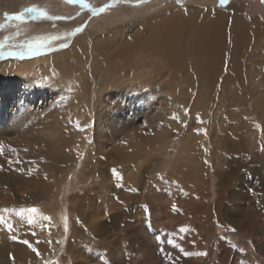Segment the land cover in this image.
<instances>
[{"label": "rangeland", "instance_id": "rangeland-1", "mask_svg": "<svg viewBox=\"0 0 264 264\" xmlns=\"http://www.w3.org/2000/svg\"><path fill=\"white\" fill-rule=\"evenodd\" d=\"M12 1L13 6L4 10L0 7V65L44 58L71 49L80 38L86 41L84 48L77 44L76 59H66L68 73L82 76V112L85 111L77 115L74 125L84 131V141L75 176L71 174L74 186L67 191L59 188L47 199L49 202L1 204L0 237L4 234L8 239L28 241L31 247L24 243L25 247L36 250L35 261L29 264H264V3L129 0L103 12H93V8H103L110 0ZM239 3L247 6L249 13L241 11ZM33 7L40 12L28 13L27 9ZM21 13L22 19H13ZM171 13H179L182 21H171V26L175 23L174 28H185V33L222 15L227 43L232 36L228 29L237 18H252L258 25L257 34L236 54L230 45L224 46L219 73L209 89L199 86L191 65L186 73L170 65L163 74L159 72L165 63L146 61V70L153 80L160 75L171 79L170 90L143 84L136 91L128 85L119 102L118 96L105 92L104 87L109 73L107 63L110 61L113 67L114 60V67H119L121 47L109 48L107 44L99 51L84 36L97 29L103 39L108 27L124 26L117 35L122 39L112 37V44L127 39L133 46L146 41L150 46L152 32L162 22L159 15ZM37 37L58 38L41 41L43 46L38 52L28 51L27 45L31 42L35 47ZM150 50L145 47L141 53ZM21 52L23 56L18 55ZM134 54L130 55L135 57ZM122 66L129 79L132 66ZM135 74L143 75L142 68ZM12 76L13 72L1 75V83H9ZM37 85L36 88L44 86ZM45 86L49 88L45 97L35 90L36 94L31 91L32 98L25 97L23 101L10 89L1 92L0 132L13 127L0 138H19V130L23 140L35 137L29 129L34 124L25 122L22 125L26 127L16 124V128L11 117L18 120L23 115L27 119L29 112L28 119L37 121L46 113V107H53L54 101L63 110L69 109V103L77 107L76 101H71L70 89L58 97L52 85ZM102 92L110 104L97 106ZM95 115L101 116L98 119ZM63 116V133L69 136V126H74L72 116ZM84 117L87 119L83 124ZM120 125V132H116ZM46 133L48 139L56 140L50 136L52 131ZM24 142V149L33 155L49 154L42 151L43 144ZM66 150L79 152L68 146ZM171 166L175 171L181 168L183 173L173 176ZM25 195L31 197L29 193ZM104 195L111 205L97 215L96 206ZM58 203L62 209L56 206ZM32 208L37 211H29ZM8 210H18L22 217H7L4 214ZM94 214L97 221L91 218ZM40 242H45L44 250L37 245ZM10 256L6 258L12 260Z\"/></svg>", "mask_w": 264, "mask_h": 264}, {"label": "bare ground", "instance_id": "bare-ground-1", "mask_svg": "<svg viewBox=\"0 0 264 264\" xmlns=\"http://www.w3.org/2000/svg\"><path fill=\"white\" fill-rule=\"evenodd\" d=\"M14 3L15 1L12 0H0V7H2L4 10V8L6 7L13 6ZM239 6L241 7L240 8L241 11L245 13H249V10L246 8L247 6L245 7V5L244 4L242 5L241 3H239ZM219 16H221V18L217 17L215 19L209 20L207 23L201 24L198 27L193 28L191 31H188V33H185L186 31L185 28L175 29L174 28L176 27L175 23L173 24L174 27L171 26L172 25L171 21L182 22L180 20L179 13H171L166 16L159 15L158 19L162 20V22L152 32L151 35L152 44L150 46H147L146 44L147 41L139 42L133 46L132 42L128 41L127 39L125 41L118 42V44L115 43L112 44L110 42V39L112 37L117 38V35H119L122 32L124 26H120V27L118 26L116 29H113L112 27H108L109 31H106L104 33L103 39L101 38V34L99 35L97 33V29L87 32L86 33L87 35L84 36L85 39L90 42L92 41L89 44H92V46L95 48L99 47L97 48L99 49V51H102L105 47H107V44H109V48H111L110 46L115 45L117 48L121 47V50L123 51L122 57H120L119 67L117 68L114 67L116 66L115 65L116 62L114 60H111L112 63L114 64L113 67L110 61L107 63V68L109 73L105 78L106 80L104 87V90H106L105 92H107L108 90L111 91L112 93L118 96L119 102H122L123 101L122 95L125 93L126 86L128 85L131 86L132 89L136 91L138 90V87L143 86V84L149 85L153 88L158 87V89L160 88V89L170 90L172 86L170 83L171 79L158 75L159 79H156L154 76L155 79L153 80V76H150V72L148 73L146 70V66H145L146 61H159V60L165 63V65L162 67V71L159 72V73L162 72L163 74H165L167 69H170L171 67H173L175 70L186 73L188 65H191L192 71H194V74L198 78L199 86L203 89H209L214 84L213 81L217 77V74L219 73V69L223 57L224 46L230 45L232 47V51H234V54H236L237 52L241 51L240 49L243 48L250 39H253L252 38L253 36L254 37L256 36L258 29V25H256V23L252 18L248 17L249 18L248 20L241 19V21L240 19L237 18V20L235 19L232 25L230 26V28L228 29L231 30L230 33H232V36L230 42L227 43L225 40V31H224L226 26V20L225 18H223L222 15ZM245 17L247 18V16ZM117 39L120 40L122 38L120 37ZM77 44L81 48H84L86 41L80 38L78 41H75L73 43V47L71 49L59 53L50 54L44 58H40V59L37 58L33 60H23V61L12 60V61L4 62L0 65L1 75L4 74L6 76L10 72L14 73V76H12V79L9 81V83H1L0 81V95H3L1 94V92H3L4 89L6 88L7 90L10 89V91L15 92L22 101L24 100L25 97L27 99L32 98L36 93H40L41 97H45L48 94V89H49L46 88L45 85L49 84L54 87L52 91L57 90L56 94H58V97H61V93H65L67 89H70L72 94L71 101L75 100L77 106V107L72 106L69 103L70 105L69 109L66 108L65 110H63V108H60V106L59 107L55 106L54 105L55 101H54L53 104L51 103L53 107L51 105L50 108L46 107L45 108L46 113H44V115H42L43 117L41 119H38L37 121H31V119H28V117H30L29 112H28L29 116L27 117V119L26 117L23 118V115L21 118H18V120H15L13 117L10 118L11 122L15 124L16 128H17L16 124H18V126H23L22 124L25 122L27 124H34L32 126H29L30 127L29 129L33 130L35 137H31V138L27 137V140H23L24 139L23 135L20 133L19 130L17 132L19 138L17 137L0 138V205L5 203L8 204L9 206H13L15 205V203H32L36 201H40V202L48 201L47 199L50 198L54 192L56 194L57 193L56 190H58L59 188H61L63 191H67L70 190L75 184V181L73 177H71V174L74 172V170L78 165L77 163L80 158V150L83 148L84 131L81 128L79 129V126H75L74 124L78 122L77 115H81L80 113H83L85 111L84 110L82 112V107H83L82 102H84L83 99L84 88H83L82 78H80L81 76L80 74L78 75V73H75L73 75L68 73L70 71L67 69L68 66L66 67L67 64L66 59H70L71 57H74L75 59L77 58V56L74 55L77 52L76 51V48H78ZM145 47H150L152 50L148 52L145 51L142 54L141 52ZM117 48H115V51H117ZM134 52L136 53L134 54L135 57H132L130 54H133ZM151 55L154 57H152ZM154 58H156V60H154ZM139 62H141V65L139 64ZM124 63L132 66L133 73L129 79H126V75L124 73L126 69V67L123 68L122 66V64ZM170 65L171 67H169ZM115 68L117 70H112ZM141 68L143 75L136 76L135 74L136 71ZM155 68L156 67H154L153 70H155ZM79 79L81 80V82ZM130 81H132L133 83H131ZM38 83H40L41 85L43 84L45 87L44 86L37 87L39 89L37 90L36 86H38L37 85ZM79 84H81L82 86H79ZM31 91L34 92L33 95H31ZM151 91L152 90H150V92ZM174 91L175 90L173 89L172 92ZM102 94L105 93L102 92L98 95L100 97L99 100L97 101L98 102L97 106H100L102 103H104L105 105L109 103L108 100L105 101L103 99ZM80 97L83 99L82 101ZM116 104L119 106V108H122L121 104L118 103ZM99 110L100 109H98V111ZM28 114L25 113L24 115L26 116ZM33 114L35 113H32V115ZM64 114H66L67 116H72L71 120L74 126H69L71 127V132L69 136L65 135L66 133L65 134L63 133L64 132L63 127L65 125L64 123L65 121H63L62 117H64L63 116ZM73 115H75V117H73ZM98 116L95 115V118H98ZM86 119L87 118L83 119L81 122L84 124L86 122ZM12 127L13 126H11L8 129H3L0 132L1 133L0 135L7 136L9 130L12 129ZM120 128L121 125L118 127V129H116L117 130L116 132H120L118 131L120 130ZM47 131L50 132L52 131V135L50 136L52 137L54 136V138L57 137L56 140L53 139L54 140L53 141L48 139L47 137L48 134L46 133ZM152 131L154 132V129ZM136 136H137L136 132L135 133L133 132V137ZM81 137L82 139L80 140ZM119 139L121 140V138ZM137 139L135 138V140ZM122 141L125 142L124 139ZM132 141L130 140V142ZM23 142L29 144H40V145L43 144L45 149H42V151L49 154L48 155L46 154L47 155L46 157H40L41 155L40 156L33 155L30 151L24 149V146L22 145ZM67 146L73 147V149L75 148L79 150V152L76 153V151H74L75 153L74 152L71 153L66 150ZM119 150L120 152L122 151L121 149ZM138 152H140V150ZM183 152L185 153V151ZM175 156H177V154ZM181 167H183V165ZM181 170L182 169L180 168V169H176L175 171L174 168L173 171L175 172H172V175L180 176L181 173H183ZM25 193L26 194L29 193L31 197H27ZM102 197L104 198H101L100 204H98V206H96L95 209L97 215L98 214L102 215V212L104 213L103 210L106 209V207L108 209V207L111 205L108 196L104 195ZM58 205L62 209V206L59 203L56 206ZM17 214H19V216L22 217L20 211L18 210L17 212L9 211L4 215L5 216L9 215L10 217V215H17ZM91 218H93V220L96 221L98 220V216H96L95 214L92 215ZM37 245H39V247L43 250L46 248L45 242H40ZM25 246L26 245L21 241H19L18 239H13V238L8 239V237H6V235L3 234V236L0 237V263L10 264L11 261H14V264L32 263V261L35 258V253ZM8 254L11 255L10 257L12 258V260L10 258L8 259L6 258Z\"/></svg>", "mask_w": 264, "mask_h": 264}, {"label": "snow or ice", "instance_id": "snow-or-ice-1", "mask_svg": "<svg viewBox=\"0 0 264 264\" xmlns=\"http://www.w3.org/2000/svg\"><path fill=\"white\" fill-rule=\"evenodd\" d=\"M65 2H71V3L79 2V3H83V0H65ZM121 2H125L126 3V2H129V0H110L109 4L105 5V7L100 8V9L93 8L92 11L93 12H103L105 10V8L110 7V6H112V5L116 4V3H121ZM146 2H147V0H137V3H146ZM177 2L179 3L180 0H177ZM220 3H221V5H223V4L227 3V0H220ZM261 3H264V0H261ZM27 12L30 13V14H37V13L40 12V10L35 8V7H33V8L27 9ZM23 15L24 14L21 13L20 15L14 16L13 19L20 20V19L23 18ZM37 18H39V17H37ZM49 19H51V17H49ZM80 30H82V29H77V31H80ZM57 38L58 37H37V38H35V47L33 46V43L30 42L27 45V49L30 52H38L40 47L43 46L40 43L41 41H44L46 43L48 40L57 39ZM62 46H66V45H62ZM18 55L23 56L24 53L21 52ZM113 171H115V170H113ZM173 208L175 209V205H173ZM29 211L36 212L37 210L35 208H32ZM232 231H235V229H232ZM13 239H15V237H13ZM23 243L28 244V241H23ZM28 246L31 247L30 244H28ZM33 251H36V250L33 249ZM37 255H39V253H37ZM199 255H206V253H199Z\"/></svg>", "mask_w": 264, "mask_h": 264}]
</instances>
